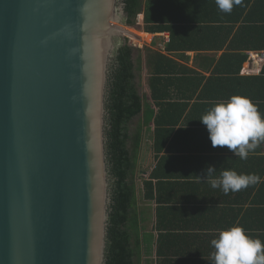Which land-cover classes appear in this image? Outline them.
<instances>
[{"label": "water", "instance_id": "water-1", "mask_svg": "<svg viewBox=\"0 0 264 264\" xmlns=\"http://www.w3.org/2000/svg\"><path fill=\"white\" fill-rule=\"evenodd\" d=\"M125 19L124 0H0V264H106Z\"/></svg>", "mask_w": 264, "mask_h": 264}, {"label": "trees", "instance_id": "trees-1", "mask_svg": "<svg viewBox=\"0 0 264 264\" xmlns=\"http://www.w3.org/2000/svg\"><path fill=\"white\" fill-rule=\"evenodd\" d=\"M154 1L156 0H148L143 10L145 0H124L125 24L135 27L138 16L144 14L145 33H171L172 40L166 49L168 54L154 51L150 47L137 51L126 40L118 47L112 63L106 130L112 201L106 264H144V256H151L154 249L153 264H213L214 249L206 247L211 244L212 235H204L207 240L203 241L197 234L182 236L176 233L180 219L177 208L173 206L175 197L189 192L201 193L200 185L195 186V189L188 176L182 174L174 179H171V175L170 178L167 175L161 178V175L154 171L149 179L143 178L140 163L145 134L153 124L152 150L156 159H160L158 164L162 166L164 161H167L166 156L163 157L165 150L176 136L183 133L176 129L182 115L190 107L188 103H180L177 99H195L194 105L198 112L207 111L215 105L213 103H217L215 101H227L233 95L249 97L253 103L261 98L264 104V75L250 78L237 76V71L246 62V57L224 58L217 64L216 74L210 77L181 69L172 56L177 51L186 52L187 49H192L191 40L184 36L199 30L187 25L164 24V21L169 20L155 17V7L158 6ZM259 9L254 8L253 13ZM234 29L235 26L231 27L229 33ZM225 31L227 29L222 30ZM241 31L243 34V28ZM178 36L180 39L183 37V44L179 46ZM212 47L214 48V45L205 48L199 45L198 49ZM249 47L255 51L264 49L259 43ZM142 54L147 69L149 96L142 95L138 85L144 62ZM262 108L263 106H258L261 113ZM258 148L264 149V143ZM172 153V150H169L168 154ZM154 180L157 182L154 183ZM139 184H142V192ZM166 188L171 192V199H168V196L164 198L163 192ZM141 202H154L156 205L153 230L157 236L155 243L152 242L154 234L149 235L146 232L151 224L150 212L141 208ZM240 225L253 239H260L264 243L262 235L251 232L259 229V218L254 216ZM146 264L152 263L147 261Z\"/></svg>", "mask_w": 264, "mask_h": 264}, {"label": "crops", "instance_id": "crops-1", "mask_svg": "<svg viewBox=\"0 0 264 264\" xmlns=\"http://www.w3.org/2000/svg\"><path fill=\"white\" fill-rule=\"evenodd\" d=\"M147 2L148 0H145L143 10H145ZM154 3L158 6L155 7V17L169 20L164 21V24L187 25L199 30V32L184 36L191 40L192 49H187L186 52L177 51L172 56L179 63L181 69L210 77L216 74L217 64H220L224 58L246 57V62L237 71V76L250 78L264 75V49L255 51L249 47L254 43L264 46V0H242L240 5L234 6L230 14L221 12L215 0H156ZM254 8L260 9L253 13ZM140 15L143 19L140 25L142 35H148L154 40V44L149 47L154 51L168 54L166 49L172 40L171 33H145L144 14ZM234 26L235 29L229 33L231 27ZM224 29L227 31L222 32ZM181 39L178 36L177 46L183 44ZM217 40L219 41L216 43ZM199 45L204 48L214 45V48L198 49ZM139 51L142 49L140 48ZM252 54L260 55L262 61H252ZM261 100L263 99H256L254 104L257 107L263 106L262 114H264V104ZM177 101L188 103L190 107L182 115L181 122L176 129L183 133L174 138L172 144L163 154L167 161H164L160 166L158 164L160 159L157 160L153 154L154 127L152 124L150 130L145 134L140 163L142 170L144 166L148 167L146 168V177H143L145 179H149L150 175L157 171L161 178L171 175V179H174L182 174V176H188L189 182L194 187L200 185L201 193L189 192L182 196L178 195V198L175 197L173 206L177 208L180 219L178 226L176 225V233L182 236L190 233L197 234L203 241L207 240L204 235L208 234L212 235V239H214L219 231L237 224L240 225L241 222L255 216V218H259L260 227L259 231L255 229L251 232L264 237V149L260 150L257 147L250 153L247 160H241L226 147H212L207 127L200 121L202 115L207 111L198 112L194 105L195 99L190 101L177 99ZM169 150H172L173 153L168 154ZM208 165H215L216 176H219L224 170H235L238 173L258 174L261 177V182L256 186H249L246 189L225 195L220 188H210L205 175ZM168 172L170 173L168 174ZM153 182L156 183L157 180ZM163 195L165 199L167 196L168 199H171V192L168 188L165 189ZM148 203L152 204L153 210L149 211L151 224L147 227L146 232L149 235L154 234L152 242L155 243L157 236L153 230L156 205L154 202ZM206 247L213 248L211 244ZM153 252L155 257V249Z\"/></svg>", "mask_w": 264, "mask_h": 264}, {"label": "clouds", "instance_id": "clouds-1", "mask_svg": "<svg viewBox=\"0 0 264 264\" xmlns=\"http://www.w3.org/2000/svg\"><path fill=\"white\" fill-rule=\"evenodd\" d=\"M215 3L221 12L230 14L242 0H215ZM200 121L207 127L212 147H226L241 160H247L250 153L264 143V114L249 97L233 95L227 101L218 102ZM216 169L215 165L206 167V180L225 195L261 182V177L255 173L224 170L216 176ZM211 245L213 264H264V243L253 239L239 224L219 231Z\"/></svg>", "mask_w": 264, "mask_h": 264}, {"label": "rangeland", "instance_id": "rangeland-1", "mask_svg": "<svg viewBox=\"0 0 264 264\" xmlns=\"http://www.w3.org/2000/svg\"><path fill=\"white\" fill-rule=\"evenodd\" d=\"M128 30L132 33H134L136 36H138L141 40H136L134 38H128V37H122L120 38V44L125 42L126 40H128V42L130 43V39H134L136 42H139L141 41L140 43L142 44V51H144V48L145 47H149L151 46L152 44H154V40L153 38L149 37L148 35H142V31L141 30H136L135 27H128ZM145 36L147 37L145 39ZM137 51H139V49H137ZM137 55H138V52L136 53V58H137ZM142 58L144 60L143 62V66H142V71H141V74H140V80L138 81V85H139V89H140V92L142 95L144 96H148L149 95V92H148V87H147V81H148V77H147V69H146V66H145V58H144V54H142ZM146 168H148L147 166H144L143 167V170L141 171V175L142 177H146ZM139 187L141 189V192H142V184H139ZM150 203H145V202H141L140 205H141V208L143 209H146V210H149V211H152V204ZM148 248V247H147ZM149 261L151 262L152 264L155 263V257H154V252L152 251V255L151 256H144V264H146V262Z\"/></svg>", "mask_w": 264, "mask_h": 264}, {"label": "built area", "instance_id": "built-area-1", "mask_svg": "<svg viewBox=\"0 0 264 264\" xmlns=\"http://www.w3.org/2000/svg\"><path fill=\"white\" fill-rule=\"evenodd\" d=\"M143 22L142 15H139L137 18V25H141ZM130 45H132L134 48H142V45L139 42H136L134 39H130ZM252 61H262V58L258 54H252L251 55Z\"/></svg>", "mask_w": 264, "mask_h": 264}, {"label": "bare ground", "instance_id": "bare-ground-1", "mask_svg": "<svg viewBox=\"0 0 264 264\" xmlns=\"http://www.w3.org/2000/svg\"><path fill=\"white\" fill-rule=\"evenodd\" d=\"M147 37L145 36V39H146Z\"/></svg>", "mask_w": 264, "mask_h": 264}]
</instances>
